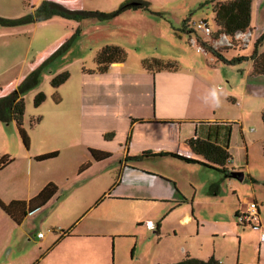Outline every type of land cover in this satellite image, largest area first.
I'll use <instances>...</instances> for the list:
<instances>
[{"label": "rangeland", "instance_id": "374dc122", "mask_svg": "<svg viewBox=\"0 0 264 264\" xmlns=\"http://www.w3.org/2000/svg\"><path fill=\"white\" fill-rule=\"evenodd\" d=\"M41 1L0 0V18L8 20L0 22V85L28 73V63L35 61L57 36L73 29L72 39L45 63L40 81L24 95L23 125L33 146L45 141L58 146L60 154L29 165L26 157L34 152L23 146L15 121H0V156L7 153L14 157L0 169V199L5 203L28 200L42 189L38 187L40 180L54 182L58 188L20 223L0 208V264H166L182 259L186 252L202 259L214 254L224 264H255L264 233V214L252 225L238 222L232 202L237 197L231 186L223 181L219 193L212 192L218 188L216 178L230 177L171 157L132 158L127 163L138 169L148 167L173 175L189 195L194 194L193 201L189 198L187 203L170 205L145 195L141 188H109L118 174L115 168L119 167L120 155L116 149L120 137L112 141L105 138V145L113 148V156L93 162L88 147L80 146L84 138L81 126L76 129V122L81 125L85 119L80 96L90 76L82 73V66L93 68L97 51L105 45L121 46L135 62L140 57L174 59L179 63L177 72L198 75L201 80L205 79L201 73L207 67L216 76L215 83L221 80V87L216 91L214 88L215 117L229 120L230 152L236 157V169L244 173L242 180L232 177V182L245 191L261 190L264 198V74H252L250 58L233 65L219 64L204 49L197 53V45L178 31L186 18L192 23L204 20L214 30L210 0H144L147 8L127 9L114 16L89 15L76 20L54 15L46 20L18 21ZM128 1L131 0L57 2L72 10L109 13ZM250 23L254 29L250 43L243 49L224 50L227 58L252 53L254 42L264 29V0H252ZM195 33V40L197 36L207 38L200 30ZM259 49L264 50V44ZM191 62L202 63V69L198 67L202 71L193 72ZM63 71L69 73L68 79L53 87L51 79ZM206 81L214 83L207 78ZM228 90L231 93L227 96ZM39 91L45 93L46 99L35 107L33 98ZM172 92L171 98L174 93H183V89ZM230 96L239 104L231 102ZM164 104L171 107L168 101ZM174 111L179 114L183 110L177 105ZM59 113L66 115L61 117ZM36 117L40 121L31 126ZM182 124L196 125L190 120ZM67 138L71 139V146H66ZM18 140L24 155L21 151L14 154ZM87 159L92 165L87 166ZM227 165L231 167L232 162ZM187 211L194 212L201 221L182 220ZM30 231L33 232L29 234ZM36 231L45 234V238H37ZM259 264H264V246Z\"/></svg>", "mask_w": 264, "mask_h": 264}, {"label": "crops", "instance_id": "0c3cea01", "mask_svg": "<svg viewBox=\"0 0 264 264\" xmlns=\"http://www.w3.org/2000/svg\"><path fill=\"white\" fill-rule=\"evenodd\" d=\"M53 1L63 2L69 0ZM250 27L252 38L254 29L253 26H251V23ZM72 31L73 29L66 31L65 33H61V35L57 36L53 43L46 47V49L37 57L35 61L33 60L28 63V73H23L19 78L8 82V84H1L0 96L6 95L10 92L26 75L51 56L63 42L71 38L73 35ZM178 31L186 35L188 39L192 38L193 33L188 35L187 33L182 32L180 28H178ZM196 45L198 46V42ZM197 46L196 52L198 53L202 51L203 48L198 51ZM161 57L163 59L175 61L174 59H170L168 57ZM144 58L148 57H140L139 61L135 62V60L133 61L127 55L123 62L110 64L104 72L89 71L90 69H94L96 65L93 68H86L85 66H82V73H86L90 76L88 77V81L86 82L85 88L80 96L83 113L86 110L85 119L81 122V125L79 121L76 122V129L79 130V126H81V132L84 137L80 142V146L84 145L88 147V150L89 148H93L100 152L109 154L107 157L99 160H95L91 157L93 162H100L113 156V148L105 145L107 142L105 141L106 137H102V135L104 136L108 133L112 134L108 137V141H112L120 137L118 139L116 149V152L120 155L118 157L119 167L115 168L118 174L115 182L109 188H141L142 191H146L145 195L157 198V200L169 203L170 205L187 203L189 202V198H191L190 202H192L195 197L194 194L189 195L183 189L186 187L181 184L179 185L178 180L173 175L149 169L148 167L138 169L135 167V164L129 165L127 161L132 158L150 160L154 158L171 157L172 159H176L189 165H200L206 169L218 171L210 166L202 164L201 162H204L203 157L195 154L188 146L187 140L189 138L198 137L201 139H208L227 148L230 158L226 163V167L230 171H238L236 169V157H233L232 151L230 152V139L232 132L230 122L229 120L217 119L215 117L217 110L214 95L215 91L221 87V80L219 83H215V81H217L215 78L216 76H213L212 72L208 71L207 67H204V73H201L205 78L204 80L199 79L198 75L177 72L179 68V63L177 61L175 62L178 67L175 71L153 72L142 66V60ZM212 58L215 62L219 64L221 63L216 61L213 55ZM201 64L202 63L194 64L191 62L190 65L192 68L190 69L193 72L195 70L201 72ZM206 78L210 82L214 81V83H207ZM178 88L183 89V93H174V97L171 98V95L173 94L172 89ZM230 93V90L226 91L227 96ZM198 95L199 97H197ZM199 98H201V100ZM229 100L239 104L233 96H230ZM164 101L170 102L171 107L164 104ZM177 105L182 107V113L178 114V112L174 111V108ZM85 106L87 108H85ZM59 114H61V117L66 115L62 113ZM184 120L195 121L196 125H184L182 124V121ZM25 131L29 137V144L27 147L25 146V148L34 152L32 153L33 155L29 154L26 157V161L29 162V165L34 162L38 163L43 160L45 161L46 159H35V156L40 154L51 151H57L56 156L60 154V148L58 146H51L45 141L41 144H36L37 146H33V139L30 133L26 129ZM65 141L66 146H71V139L67 138ZM243 141L245 142V145L248 146L245 137H243ZM15 150L14 154L18 155L21 151L22 155H24V151L22 150V145L19 140L16 144ZM142 151L147 152V154L138 156ZM166 152L190 157L198 160L199 162H186L176 156L163 154ZM22 157L25 164V156ZM87 160V166L92 165L90 159ZM230 162H232L231 167L227 165ZM223 176L225 178H230L227 180L216 178L215 182L218 180V183H216L218 188H213L214 190L212 192L218 194L219 190H221L219 185L224 181L225 185L231 186L230 190L237 197V201H232L235 206V214L243 209L249 201L255 200L258 203L259 216L261 217V215L264 214V198L261 195V190H258L257 188H247V191H245L243 188H237L234 186L231 176H225L224 174ZM251 179L253 180V178ZM47 183H45L44 180H40L38 182V187L42 188ZM192 185L193 184L191 183V186ZM175 188H179V190H175ZM247 196H251V198ZM193 219H196L197 223L201 221L199 217L194 214V212H184L182 220L190 222ZM156 225L159 227V221L155 224V227ZM32 232L33 231H30L29 234ZM45 236L46 235L43 234L42 237L37 238L43 240ZM263 246L264 241L261 240L260 245L258 244L259 259L256 260L255 264L260 263ZM186 255L202 259L196 257L191 252H186L183 258H185ZM210 257H213L215 260H219L222 264H224L223 260L221 258H216L214 254L208 258ZM208 258L202 260H207Z\"/></svg>", "mask_w": 264, "mask_h": 264}, {"label": "trees", "instance_id": "16d2710c", "mask_svg": "<svg viewBox=\"0 0 264 264\" xmlns=\"http://www.w3.org/2000/svg\"><path fill=\"white\" fill-rule=\"evenodd\" d=\"M209 3L211 6V12L213 14L215 29L211 30V34L209 36H206V39L198 36L196 38V41L206 52L213 55L216 61L221 62L224 65H233L240 62L241 60L250 58L252 61V74H264V50L259 49V47L264 44V29L256 38L254 42V49L249 56L240 55L227 58L225 55H223L224 50L233 48L243 49L247 47V45H243L239 40L235 39L234 34L237 31H251L250 19L252 0H210ZM139 8H147V2L144 0H131L121 4L115 10L106 13L101 11L72 10L68 9L59 2L53 0H42L37 5V7L33 8V10L27 14V16L20 18L21 20L18 21L26 22L32 20H46L54 15L76 20L87 17L89 15L101 18L117 15L123 11H126L127 9ZM0 22L7 23L8 20L0 18ZM180 30L184 33H187L188 35L196 32V29L193 27V23L189 21V18H186L182 21ZM222 34L230 37V39L232 40L231 45H213L214 40H216ZM73 36L74 33L72 37ZM71 38L63 42L51 56L44 60L37 68L33 69L28 75H26L10 92H8L6 95L0 96V121H15V124L18 127L19 137L26 147L29 144V137L23 127V116L25 112L24 95L40 81L41 70L45 63L52 59V57L56 55L60 51V49H62L67 43H69ZM126 56L127 52L121 46L114 44L105 45L97 51L94 58L96 66L94 69H90L89 71L104 72L110 64L115 62H123ZM142 66L145 69L153 72L175 71L178 67L175 61L159 57L144 58L142 60ZM68 77L69 73L67 71H63L55 75L51 79L50 83L53 87H58L59 85L64 83L68 79ZM45 99L46 95L43 91L37 92L33 98L34 106H39L44 102ZM55 101L59 102V97H56ZM38 121H40V117L32 118L30 125L33 126ZM261 121L264 127V112L261 113ZM111 135L112 134L108 133L105 134V137L107 138ZM187 144L195 154L203 157L204 162H201L202 164L210 166L222 172L225 176H230L232 171L228 170L226 167V163L230 158L227 148L208 139H201L198 137L189 138L187 140ZM89 152L92 158H94L95 160L103 159L109 155L105 152H100L93 148H89ZM262 153L264 156V141L262 144ZM145 154H147V152L142 151L138 156H143ZM163 154L176 156L186 162H199L196 159L185 157L172 152H166ZM56 155L57 151H51L35 156V159L43 160L54 157ZM13 160V157L9 154L1 155L0 169L10 164ZM56 191V184L48 182L42 187L39 193H37L34 197L29 198L28 200L15 199L9 201L8 203H5L0 199V208L5 211L16 223H20L29 212L42 206L52 195H54ZM154 231L156 233L159 231L158 225H156ZM216 262L217 260H215L213 257H210L207 260H202L186 255L185 258L179 261L166 264H215Z\"/></svg>", "mask_w": 264, "mask_h": 264}, {"label": "built area", "instance_id": "2783aa9c", "mask_svg": "<svg viewBox=\"0 0 264 264\" xmlns=\"http://www.w3.org/2000/svg\"><path fill=\"white\" fill-rule=\"evenodd\" d=\"M193 27L196 30H200L204 32L206 36H209L211 34V29L208 27L206 21L200 20L193 23ZM234 38L239 40L243 45H248L251 41V32L250 31H237L234 34ZM190 42L193 44H196L197 41L194 38H190ZM232 40L229 36L222 34L220 35L216 40H214V45H231ZM202 47L200 45L197 46V50H201ZM237 220L240 224L246 225L250 224L252 225L254 223L255 219H259V209H258V203L255 200H251L247 203V205L241 209L237 214ZM260 220V219H259ZM42 232H37L36 237H42ZM262 240L264 241V233H262ZM215 264H222L219 260Z\"/></svg>", "mask_w": 264, "mask_h": 264}, {"label": "water", "instance_id": "95a60500", "mask_svg": "<svg viewBox=\"0 0 264 264\" xmlns=\"http://www.w3.org/2000/svg\"><path fill=\"white\" fill-rule=\"evenodd\" d=\"M231 177H234V178H237L239 180H242L243 179V172L242 171H232L231 174H230Z\"/></svg>", "mask_w": 264, "mask_h": 264}]
</instances>
